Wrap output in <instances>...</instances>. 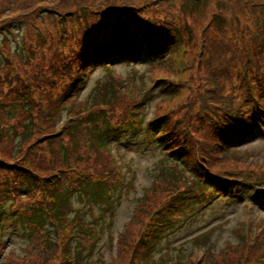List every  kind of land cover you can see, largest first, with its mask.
Masks as SVG:
<instances>
[{
	"label": "rangeland",
	"instance_id": "obj_1",
	"mask_svg": "<svg viewBox=\"0 0 264 264\" xmlns=\"http://www.w3.org/2000/svg\"><path fill=\"white\" fill-rule=\"evenodd\" d=\"M23 1V0H22ZM56 0L50 3L47 8L49 10L47 14V25L40 26V29L50 28V32L55 33L54 27L61 25L59 21L60 10L65 9L68 6H74L80 1L81 4H89L87 9L88 16L90 17L89 27L93 36H98L99 41L104 43L106 36L111 30L114 21L111 19L110 14L117 15L119 19L125 16L124 11L131 12L134 14L136 11L138 16L142 18L143 24L148 19L152 18V14L156 13L159 17L168 16L172 17V20L161 18L160 23L171 25L173 28L170 31L176 32L181 31L184 35L185 40L193 38L189 44L183 41L179 45L175 46L168 57V61L163 64L157 65L155 68L149 64H143L138 59L137 64H122L113 65L111 68L99 67L97 68L92 77L84 84L81 91L82 95L77 100L80 104V108L73 111L71 109L58 107L55 105V98L57 94L62 90V82L60 80L56 82V90L52 91L49 87L44 86L41 90L35 91L37 95L47 96V89L49 90L51 97L53 98V112L56 119L48 120L54 123L57 127H66L69 131L79 129V125L82 123V116L86 111H89L92 116L96 115L101 109L104 110V115L110 120L120 121L122 113L118 107H125L135 99L137 92H142L140 100L147 93L148 90L153 89V98L148 102L147 107L144 109L141 117L145 118L148 122L154 119V117L161 115H169L171 123L174 124L176 120H182L188 123L190 132L195 131L198 124L196 123V117H190L189 120L185 117V112L188 109L196 108L198 106L197 96L199 92H202V100L205 107L211 109L214 106H226V104L233 103L234 95L231 88L235 84L231 83V77L237 79L239 73L242 72L246 67L252 64V55L248 50V45L253 39L258 38L259 41H264V30L261 33L258 31V23L264 24V8L260 4L256 5L255 11L251 8V4H248V8L243 10L242 4L247 0H201L195 2L193 0ZM232 6L231 2L235 7L236 16L238 17L239 27L237 31H233L231 26L225 25L223 33L219 34V30L213 24L211 26L212 15H222L226 9L223 7ZM254 2V1H253ZM53 4V5H52ZM253 4V3H252ZM5 5L3 0H0V7ZM222 5V6H221ZM254 5V4H253ZM160 6V9H156ZM50 7L53 9L50 10ZM220 8H223L221 10ZM19 9H12L6 11L11 14L14 20V31L18 35V41L13 39L12 35L5 31L0 33V42H3L6 37L10 43V49L12 52H16L18 57H23L24 39L23 32L26 31L25 25L22 24L23 20L27 17L19 14ZM222 11V12H221ZM112 20V21H111ZM211 20V21H210ZM223 20V19H222ZM103 21L107 26H98V22ZM21 22V23H20ZM136 22L132 23L135 24ZM236 23V22H235ZM131 24V25H132ZM69 25V24H66ZM66 25H63L66 27ZM245 27L249 30V25H255L252 33L242 34V28ZM145 26V25H144ZM144 26L142 28H144ZM187 26L189 30L184 32L181 27ZM249 26V27H248ZM260 27V25H259ZM67 28V27H66ZM208 31L209 35L203 32ZM169 34V33H168ZM240 35V41L242 42L245 52L243 63L236 66L240 62L241 58L237 55H243L240 48L230 52L229 56L233 55V60L221 61V63H205L200 56L201 51V39L204 35L211 37L216 36V40L220 44H231L236 41L235 36ZM225 39V42L220 41L221 36ZM180 39V38H179ZM68 44V42H67ZM222 51V49H220ZM219 50V52H220ZM44 59L40 57L43 55L41 52L38 56L32 58L26 67H21L26 71V76L21 75L23 81H27L28 73L32 72L33 67L36 71L42 72L44 77H50L51 70L49 60L47 57L51 54L50 49L46 51ZM225 60L224 57H222ZM232 63L227 71L222 67L219 70L218 66ZM7 60L0 54V65L6 66ZM21 64V63H20ZM9 72L13 68L12 64H8ZM33 66V67H32ZM228 76H225V75ZM231 74V75H230ZM4 71L0 70V93L7 91L8 85L4 83L3 79ZM118 80L110 81V76H117ZM122 75L123 77H120ZM220 76L227 83L221 82L218 78L213 76ZM122 78V79H121ZM168 80V83H172L175 93L166 94L171 92L167 90L168 86H165V82L161 79ZM54 79V78H50ZM15 79L11 78L13 84ZM215 80V81H214ZM51 80L50 82H52ZM26 88L21 85L18 88L17 95L20 98L16 99H3L0 101V106L5 111L10 112L8 125V132L5 135L4 142L0 145V158H9L16 160L20 163L30 162L33 166L36 163L35 168L40 170V174H49V172H55L58 170L57 164L47 159H38L35 156V141L34 137H41L45 133L47 123L45 121V108L44 106L37 103V111L31 113L32 123L26 130V125L23 122H15L13 118L16 114L18 117L19 112V101H24L26 90L32 92L28 82ZM122 83V84H121ZM117 86L115 87V85ZM33 85V82H32ZM34 86V85H33ZM238 91L246 92L245 88L239 89ZM117 92L118 95H117ZM16 95V96H17ZM34 96V93L32 97ZM120 97H123L121 99ZM125 98H131L126 100ZM186 106V107H185ZM82 107V108H81ZM39 111H43L44 115L40 116ZM8 112V113H9ZM59 113V114H58ZM12 114V115H11ZM194 114V113H193ZM192 114V115H193ZM212 114V113H211ZM191 115V116H192ZM90 116V117H92ZM73 120H68L69 118ZM89 117V118H90ZM91 121V119H90ZM129 131L138 133L141 131L137 121L129 120L126 124ZM149 124L145 123V127ZM24 126V129H23ZM213 127V126H212ZM67 130V131H68ZM24 131V132H23ZM23 132V135H22ZM84 129L79 133V137L84 142L87 141L86 137L82 134ZM160 131L154 127H149L148 132L140 135L136 138L137 142L142 141L143 144L136 143L133 137H130L128 133L123 135V140L117 142H111V147H120L117 150L121 152L122 165L128 166L127 175L125 178L126 189L113 190L111 197L105 196L104 205L99 207L96 205L94 212L101 216L106 211V225L98 227V231L101 232L99 238L90 245L89 248H84L80 241L81 237L71 232L67 236L66 231L60 232L55 231V219H52V213H56V216L63 215L64 200L61 202L57 201L54 204H49L48 207H42L38 214L44 219L43 229L38 233V240L33 239V235L30 234V226L27 222L22 221L17 225L11 223L9 218L11 211L8 212L6 218L7 229H6V244L3 248H0V253L4 252V256L0 255V264H54L55 258L57 257L58 251L61 247L58 244L62 238H67L66 242L68 255H74L75 246L79 252V264H128L129 263V248L132 246L134 249L147 250V247L137 242V238L142 231V228L149 218L150 214L155 208L161 204L170 194L183 189L186 186H182L183 181L186 180V185L193 183L191 176L183 175V169L181 167L176 168V159L169 157L164 151L162 140L159 139ZM201 132V131H200ZM211 132V130H210ZM195 138L202 140L204 146L207 147L208 161L211 163L213 170L220 172L223 167H240L236 163L232 162L231 159L235 158L239 162H243L248 168L250 175L256 173V167L259 172H264V138L254 140L249 143L235 146L232 150L226 153L216 152L211 154L208 148L210 141L205 137L204 133L194 134ZM60 136V135H58ZM23 143L22 142V139ZM1 140V139H0ZM77 142H80L77 139ZM64 155L68 158H77L73 155V151L67 144L62 145ZM110 150V149H109ZM120 151V152H119ZM105 151L97 152V161L95 157L89 155V161L95 162L92 165V169L96 168V164L102 161V157ZM116 152H112V156ZM230 155L228 162L224 159ZM117 161L121 159L118 156L115 157ZM79 160V159H78ZM85 160L83 157L80 161L82 164ZM263 163L260 165V161ZM39 161V163L37 162ZM42 163V165L40 164ZM187 170V169H186ZM179 173V174H178ZM99 174V172L97 173ZM181 174V175H180ZM250 175L248 177H250ZM133 177V179H131ZM256 179L264 180V174L258 175ZM37 183V184H36ZM33 186H43L42 183L33 182ZM263 193V196L251 197L243 194L242 196L236 195L235 197L229 198L227 201L214 200L208 205L203 211L196 214L195 218L198 220L194 223L186 222L184 224H176V228L168 231V233L161 239V243L158 246L157 253H169L168 263L162 264H189L199 258L205 259L204 264H242L239 261L242 251V242L244 243V235L251 236L252 232H258L260 240H264V229H261V225L264 223V183L259 186ZM80 201V199H79ZM74 198L71 201L74 206H80V202ZM12 204V202H9ZM9 206V205H8ZM108 209V210H105ZM59 211V212H57ZM68 216H74L68 214ZM91 218L90 216L87 219ZM77 217V221H79ZM80 225V224H79ZM216 227L210 235L205 238L203 243H207L212 249L211 253L204 251L202 241L197 239V235L206 232L209 227ZM83 226L80 225V230ZM44 235V236H43ZM128 242L126 245L125 243ZM235 247V248H232ZM125 248V249H124ZM232 250H231V249ZM227 249H230L227 252ZM197 251V254H193L192 251ZM223 253H227L225 256H219ZM158 256V255H156ZM193 256L194 260L190 259ZM37 257H42V260L38 263ZM250 261V256L247 259V263ZM43 262V263H42Z\"/></svg>",
	"mask_w": 264,
	"mask_h": 264
},
{
	"label": "trees",
	"instance_id": "obj_2",
	"mask_svg": "<svg viewBox=\"0 0 264 264\" xmlns=\"http://www.w3.org/2000/svg\"><path fill=\"white\" fill-rule=\"evenodd\" d=\"M53 1L54 0H3L5 5L0 7V33L7 31L12 35L13 39L18 41V35L13 27L15 22L12 16H10L11 14L6 11H11L13 8L17 10L21 7L19 14L25 15L27 18L24 19L22 23L26 28V31L23 32V39L25 40L23 44V57L19 58L16 52L11 51L7 37L3 42H0V54L7 60L8 64L14 65V61L17 59L18 63L24 66L41 52L43 55L40 57L44 59L47 53L46 51H48L49 48L51 54L47 59L50 62L49 67L52 68V70L50 77L48 76V78H46L42 72L36 71V68L32 66L33 70L28 73L27 81H23L21 74H19L15 68H11V72H9L8 64L6 66L0 65V70L4 71V83L8 85L7 91L0 93L1 101L8 98H20V96L17 95V90L21 85H24V88H26L25 82L29 83L33 93L45 88L44 86L54 91L57 88L56 82H60V80L64 86H74L75 83L79 81V75L77 73H75V76L73 75V70L75 69L76 71L77 67L80 71L89 73L98 66L113 63L115 59L118 58L133 59V57L141 55L137 54L139 53L138 51H142V55H147L149 53L145 51V45L151 49V53L157 59L159 58L161 62L166 63L169 60V50L171 52L184 38L181 31H170L173 28L171 25H167L165 29V24L160 23L161 18L170 21L172 17H159L158 14L153 13L152 18L148 19L147 22L143 24L141 17L136 19L138 16L137 11L134 14L124 11L125 16L121 19L117 18V15L110 14L111 19L114 21L112 30L104 36L106 38L108 37L106 42L104 41L105 43L101 44L98 36H93L90 28L88 29L90 17L88 16L87 9L89 4L83 5L80 1L74 6H68L59 11V21L61 25L55 26V33H52L49 30L50 28L40 29L39 27L47 25L46 19L49 12L47 8ZM193 1L198 3L201 0ZM55 2H57V0ZM220 3L223 4L222 2ZM231 4L232 6H225L223 4V7L226 9L225 13L221 16L212 15V21L210 20L212 22L211 26L213 27L214 24L217 30L221 31L219 32L221 35H224L222 30H224L225 25L231 26L234 32L237 31V28H240L238 17L236 16L235 9H233L235 5H233V2H231ZM248 4L253 6L251 8L253 11H255L257 4H260V6L264 8V0H247L242 4L243 10L249 7ZM52 9L53 8L50 7V10ZM156 9H160V6ZM220 9L223 10V8ZM134 22L136 23L132 24ZM63 25H66L67 28ZM257 25L261 33V30H264V24L259 22ZM98 26L105 27L107 23L105 24L103 21H99ZM143 26L144 28H142ZM249 26V30L245 25L243 26L241 30L243 36L252 33L253 28L251 25ZM181 30L184 32L191 31L187 26L181 27ZM203 32L209 35L208 31H205V28ZM240 35L241 34H237L235 36L236 41L231 44H220L219 39L218 41L216 40V36L208 37L204 35L200 44L202 51L200 57L207 61L205 63L213 64L221 63V61L226 62L229 59L233 60L235 57H233V55L229 56L231 50L233 49V52L234 47L236 48L235 51L240 48L243 55H237L238 58H241L240 62L236 64V66H239V64L243 63L245 57L244 48H242L245 44L242 46ZM192 40V37L189 40H185L184 38V43L187 42L189 44ZM220 41L225 42L226 40L221 36ZM254 42L255 39L247 45L252 55V59L250 60L252 64L249 65L250 72L257 81L252 88H248L242 77V72H240L238 76L239 86L237 85V79H235L234 84V86L239 89L245 88L246 92H242V94L244 100H248L247 106L249 108H247L243 114L238 112L235 117H231L226 123L221 124V121H216L211 117L212 109L215 106L211 109L205 107L202 100V92H199L196 101L198 106L188 109L185 112L187 120H189L190 117H196V123L199 126L202 128H209V132L204 133L205 137L212 138L216 142V146L221 153L230 151L232 144H241V141L247 138L250 133H253L255 127L259 126L264 128V41H259L258 38H256L257 44ZM220 49H222V51ZM222 57H224L225 60H223ZM166 58L167 60H165ZM72 59H76V62H72ZM230 66H233L231 62L222 66L220 65L217 69L219 70L224 67V71H227ZM225 76L228 75L226 74ZM213 77L218 78L220 81L224 79L220 78V76L217 77V75ZM11 78L15 79L14 84ZM51 80L53 81L50 82ZM230 80L233 84L234 77H231ZM0 81H2L1 76ZM164 82L167 83L166 80H164ZM175 89L176 88H174L172 84L167 88V90L171 92L165 91V93H175ZM65 95L66 91L61 95L58 94V100L66 98ZM18 103L20 105L18 112L19 121L21 118H26L25 124L28 126L29 123H32L31 113L36 107L35 102L33 98H28L26 90L24 101L20 100ZM80 105L82 104L79 103V106ZM5 113L8 119H10V112ZM16 114L14 116L15 119H17ZM96 114L98 116L87 125L89 128V137H91V139L96 137L101 129V125L99 124L100 119H97L100 117L103 121L106 120L104 115L102 117L104 112L100 111ZM138 125L143 135L146 134L149 127L158 129L160 131V140H162V143H164L165 146H173L176 149L172 153H178L180 156L179 158L183 159V162L187 159L188 162H196L198 166V169L195 171L197 175L196 183H199L198 186H196V190L188 194V198L184 197L181 192L176 191L165 202L158 205L149 219L145 222L146 224L143 228L146 229L145 234L147 239L153 238L156 232L160 235L163 234V223L166 218H172L177 222H181L182 219L187 218L196 207L201 205L198 208L205 209L217 199V196L227 197L230 191H239L241 189V186H239L241 180L227 178L220 175L217 171L211 172L209 170L207 159L204 157V153H207V147L204 146L202 140H198L194 135L202 133L197 128L195 131L190 132L189 130L191 127L182 120H176L175 123L172 124L168 114L154 117V120L149 122V125L146 127L142 123H138ZM212 126L215 132L210 133V127L212 128ZM104 128L105 130L107 129V127ZM237 135H239V137H237ZM69 136L71 139L73 138V134H69ZM23 140L24 139H22L21 144ZM93 143L99 150V142L94 141ZM209 151L211 153L216 152L212 142ZM193 155L196 156V161L192 160L191 156ZM43 158L46 157L40 154L39 159L42 160ZM58 170V172L40 174L39 171H34L27 162L20 163L13 160L8 161L6 158H0V220L6 213L7 218L9 212L7 211V206L9 205L11 211L9 218L11 223L17 225L22 221L27 222L30 226V234L33 235V239L38 240L37 235L44 228V219L38 214L43 206L46 208L49 204L57 201L61 202V199L70 202L74 195L78 196V192L79 194H83V196H78L81 201H85V198L88 201H92V199L97 201L96 192H99L100 195L107 194V192L103 193L105 191L104 186H97L100 185V183L96 182L94 176L86 174L85 165L83 163L81 164L77 158H72L70 160L67 158L64 163L60 165ZM226 173L235 174L230 172ZM35 180L36 182L42 183L43 186H33ZM122 187L123 185L120 183L118 188L121 189ZM8 201H12L13 203L8 204ZM194 201L198 203V206L194 205ZM64 224L69 228V223L67 225L64 222ZM7 225L8 224L4 223L1 224L2 227ZM56 231L64 230L58 227ZM83 233L84 234H81V236L84 235V238L81 239L80 244L84 248H89L96 239L92 236V232ZM66 240L67 238H62L58 241L61 249L57 253L54 264H79V252L77 251V247L75 246L74 255H68ZM125 244L127 245L128 242ZM230 249H227V252ZM259 250L264 251V244ZM225 255H227V253L221 252L219 256ZM227 259L228 258H226L225 262L222 264H225ZM41 260L42 257H37L38 263ZM139 262L140 260H135V256H133L129 258L128 264H138ZM146 263L149 264L150 262ZM189 264H204V262H192Z\"/></svg>",
	"mask_w": 264,
	"mask_h": 264
}]
</instances>
